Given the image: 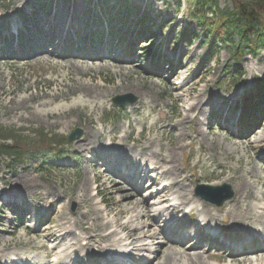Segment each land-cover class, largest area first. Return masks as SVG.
I'll return each mask as SVG.
<instances>
[{"label":"rangeland","instance_id":"obj_1","mask_svg":"<svg viewBox=\"0 0 264 264\" xmlns=\"http://www.w3.org/2000/svg\"><path fill=\"white\" fill-rule=\"evenodd\" d=\"M117 1L111 0V3ZM143 1L129 0V2L138 6H141ZM191 1L148 0L147 10L150 12L151 19L155 20L150 33V37H153V39L149 40L147 38L143 42L139 39L138 44L135 46L134 43L130 44L129 35L134 28L132 21L139 18L133 12L127 22L122 25L123 27L119 29V34L124 35V37L119 40L114 35L106 39L115 44L114 51L109 53L106 59V65L103 64L105 61L100 59L61 58L57 55H49L52 52H46L45 54L48 55L40 56L43 54H36V49H40V47H34L27 52V57H8L5 53L0 52V126L15 131L16 135L19 136V140H22L21 142L34 147L42 143L43 139L41 137L43 134H40L43 130L52 133L53 139L61 140L67 138L69 134L80 127L79 129H83H81L82 138L92 126L88 122L87 109L72 104V91L70 90L72 86L70 87L69 84L72 78H76L80 82L113 86L109 89L112 92L108 93L105 107L99 114L94 115V124L97 129L104 126L108 130L124 131L128 125V116L124 115L123 108L118 109L117 106L115 107L111 98L121 93L119 87L121 82H128L130 86L124 93H132L136 96L137 102L134 107L137 108L140 118L147 126L153 124V130H150L149 135L145 133L146 137L159 139L164 143L169 142L170 151L175 146L179 147L177 141L180 130L187 134L181 142L182 151L179 148H177V151L174 148L173 150L177 153L175 159H177L178 165H182L181 168L184 166L190 168V170L183 169L186 175L185 181L189 188L194 185L191 174H193L194 180L207 181L206 183L209 184H216L217 182L230 183L236 189L241 184L251 187L246 191L247 202L252 201L258 204L260 199L254 200L250 196V192L254 190L264 192V121L262 126H259L243 139L236 137L232 131L236 129V115L239 112L234 106L241 98L234 91L235 84L242 77L239 71H255L264 80V48L256 55L247 52L241 61L236 59L233 44L219 45L218 50H214V55H211L210 51L214 48L207 42L206 30L197 18L190 15L189 6ZM42 2L47 8L54 2L49 21L53 17L55 22L56 18L60 24L59 31L64 24L70 21L71 17L73 20L76 19L74 27H79L80 21H77V18L86 15L90 8L87 7L86 0H75V13L71 16L68 0H42ZM218 2L222 10L233 9L232 0H218ZM39 3H41V0H0V12L8 13L9 10L15 8L24 16L32 9H36ZM117 3L114 6L115 14L119 9ZM38 18L41 20L45 18L44 10L41 11ZM19 19H21L20 16ZM114 23L118 28L120 25L118 15L115 17ZM50 24L43 22V20L39 23L38 28L44 30L41 34L47 35L54 32L50 30ZM35 25L34 23L31 25L32 29ZM183 33H186V37L182 39ZM36 34L39 35V30ZM146 34H149V31ZM235 41V44L238 45V39H235ZM61 43L62 40H59L55 49H58ZM132 46L135 47L136 57L139 55L138 51L141 50L142 54L139 57L141 58L144 55V59L135 58L136 61L133 60L131 63L118 62L119 58H129L125 52H129L127 49H132ZM47 47L48 45L45 48ZM154 50L161 51L169 59L180 56L182 69L174 72L169 68L157 76L148 73L149 58ZM83 64L91 65L92 70L86 73H78L77 70ZM116 64L123 66L122 72L125 75L117 73L118 66ZM100 65L106 68L98 71ZM78 66L79 68H77ZM182 82L185 84L183 88L180 87ZM132 83L136 85V89L143 93L142 97H138L132 90ZM177 95H180V98H177ZM198 97L207 102L204 115L192 111L190 114L196 112L200 118L196 117L179 123L180 118L188 112L190 105ZM227 98L229 99L228 103H225ZM11 100L18 101L15 105H12ZM197 103H199V100ZM216 103H218L217 107H215ZM19 104L20 106H18ZM13 106L17 109H14ZM213 106L215 108L211 110ZM51 108H55L58 112L45 117L36 115L38 112L43 113V110L50 111ZM219 110L222 112H218ZM128 114L131 116L129 112ZM230 114L233 116L226 120L225 118ZM260 114H264V108ZM99 116H102V120L104 118L102 124L97 120ZM155 121H158L159 124H154ZM62 123L65 127L63 131H61ZM134 126L136 129L132 130L140 129L135 123ZM241 133H244V131ZM81 138L71 143H59L60 146L59 144L57 146L59 149L54 148L56 152L41 153L34 151L22 160H11L7 156H1L0 198L2 197V191L7 193L6 190L11 186L27 183L28 186L25 188L28 193H34L37 197L42 194L45 198L46 196L49 197L47 193L49 191L53 195V199L56 200L55 205L51 206L55 211L51 228L60 221L62 208L65 204L68 212L73 215L78 214L81 208L78 192L84 191L81 185L84 184L86 175L97 178L94 172L99 171L96 167H89L90 164L85 165L83 169L82 161L80 163L76 162L78 158L76 155H79L84 161L83 155H85V152L83 151L85 149L74 147L75 142H78ZM133 138H137L135 132ZM101 139L106 141L107 138L103 135L100 137ZM121 145L125 147L123 142H121ZM186 163L188 166H186ZM67 165L73 166L68 168ZM77 167H79L80 172H75ZM91 169L92 172H90ZM107 177L105 179L99 177L100 181L97 179L100 182V198L104 203L109 204L110 215L117 214L120 208H122V212H125V206L129 208L133 204L132 201L128 202L122 199V197L125 198V196H122V192L127 187L117 184L112 174H108ZM253 186H256L257 189H252ZM3 202L0 201V260H2L0 264L7 263L4 261L5 257L2 253V250L5 251L3 245L12 249L20 242L33 239L31 236H26L21 228L17 231L12 230L15 224L9 225L5 219L6 216H10V211L3 205L1 206ZM133 202L136 203L137 200H133ZM102 205L100 204V206ZM46 213H43L40 218L37 216L35 222L45 220L48 217ZM2 215L3 220L1 219ZM31 222L32 219L30 218L29 222L22 225V228L28 227ZM66 248L68 247L62 249ZM251 259H254V257H251ZM251 259L238 260L237 262L208 261V263L253 264ZM178 262L180 264L179 260ZM256 263L254 262V264Z\"/></svg>","mask_w":264,"mask_h":264},{"label":"bare ground","instance_id":"obj_2","mask_svg":"<svg viewBox=\"0 0 264 264\" xmlns=\"http://www.w3.org/2000/svg\"><path fill=\"white\" fill-rule=\"evenodd\" d=\"M103 64H107L106 62ZM118 66V74H124L122 72L123 66ZM79 68V66L77 67ZM93 67L91 65H81V68L78 69V73L80 72H88L89 70H92ZM103 65H100L98 68V71L103 70ZM125 75V74H124ZM74 79V80H73ZM121 82V81H120ZM70 87L72 86V89H70L71 95H72V104L75 106H82L83 108L87 109L89 114V124L92 126L88 129L85 136L75 143L74 147L76 149H85L83 152L90 153L91 151L100 150L103 146V143L106 141L100 140V137L105 135V129H98L96 128L94 124V115L99 114L102 109L105 107L107 103V97L108 93L110 94L111 91L109 88L104 87L103 84H90L86 83L85 81L80 82L76 78H72L71 83L69 84ZM185 87V84L182 82L180 87ZM127 88H122V92L126 91ZM132 90L138 95V97H142L143 93L140 92L138 89H136V85H132ZM110 91V92H109ZM59 96V95H58ZM57 96V98H59ZM75 96V97H74ZM177 98H180V95H177ZM20 100V99H19ZM199 100V103L197 101ZM18 100H11L10 103L12 105H15ZM21 101V100H20ZM22 103V101L20 102ZM20 106V104L18 105ZM42 106V105H40ZM207 106V102L199 98L196 99L189 107V110L186 114L183 115V117L180 118L179 123L184 122L188 119H195L196 117H199V115L196 114V112L190 114L192 111H197L198 114L204 115L205 109ZM216 106H218V103H216ZM14 107V106H13ZM14 109H17L14 107ZM135 111V110H134ZM58 112L55 108H51L50 111L43 110V113L38 112L36 115H41L43 117L49 116L51 114H55ZM22 116V114H21ZM35 117V116H33ZM32 117V118H33ZM100 117V116H99ZM71 122V121H70ZM178 123V125H180ZM65 129L64 123L61 124V131ZM111 135L114 137H117L118 143L123 142L124 145L127 146L126 139L128 138L130 132L128 131H116L115 129L110 130ZM178 137V145L179 147H173L174 149L179 148L181 151L183 149V146H181V142L186 138L187 134L184 132H181ZM111 142H113L112 137H110ZM138 144H141V141L138 142ZM144 145L148 148H154L153 143L148 140ZM107 146H110V149L114 146V144H107ZM181 146V147H180ZM104 147V146H103ZM173 148L170 149L169 153L171 154L172 158H170L169 154H163L162 151L158 152L161 159L166 163L171 165V168H168L164 171L165 174H168V172L171 169H177L175 168V165L178 167V161L175 159V156H177L176 151L173 150ZM109 149V150H110ZM152 164L154 165V162L152 161ZM156 164H158L156 162ZM156 164L154 165V169H156ZM137 165V169H138ZM179 169V167H178ZM174 184V188L176 193H180L182 195H188L187 185L179 184L176 179L172 180V183ZM129 186H131L130 183H128ZM24 188L28 185L25 183L23 184ZM89 180L87 179V176L84 179V184L81 185V188L84 190L80 193L78 192V200L83 203V211L79 213L78 216L75 218H72L69 216L67 212L66 204L62 208V218L61 221L56 225L54 230L49 231L48 235L51 238L50 243H52L53 247H58V245L63 244V242H67L68 239L72 240L73 246H76L79 242V239L88 240L89 245L88 246H98L100 248H108L111 247L113 249L119 250L121 246H127L129 243L128 241L131 239V237L134 234V238L131 242V245L133 246V250L137 251V246H142L143 248H148L150 245H152L153 236L158 235L159 232L154 231L153 233H148L147 226L149 225L146 220H148V212L149 209L144 207H140L139 205L142 204V200L138 199L137 195L138 193L132 192V188L128 186L127 190H124L122 193V196H125V199H136L137 203L132 204L131 207L127 208L125 206L126 211L122 212V208L117 212V214L112 215V217L109 216L111 213L109 211V208L107 205H102V207L99 205L102 203V201H96L95 197L92 196V194L89 192ZM251 188L247 186H243L240 184L238 188H235V196L234 198L227 202L226 205L227 209L224 210L225 214L228 216H231L233 219L242 222L251 224L253 227H255L258 222L263 220V226H264V192H260L259 190H254L250 192V196L256 200L257 198L260 199V202L254 203L252 201L247 202L246 199V191ZM166 189V188H165ZM164 189V190H165ZM252 189H257L256 186H253ZM49 194V197L51 198L49 201L52 202V205L54 206L56 203V200L53 199V195L50 194L49 191H47ZM179 198V197H178ZM180 199V198H179ZM59 200V199H57ZM247 202V203H245ZM252 202V203H251ZM128 203V202H127ZM133 203V202H132ZM139 203V204H138ZM160 203V202H159ZM155 204V202H154ZM196 204V203H195ZM245 204V206H243ZM126 205V204H125ZM177 208V207H174ZM167 208L160 207L158 210L155 211L156 217H163L167 216ZM220 211H217L216 214H209L206 213L203 215L204 218L208 221L210 219L211 221H214L215 219H218V216H220ZM226 218V215L224 216ZM73 220V221H72ZM233 220V222L238 223L237 221ZM94 222V223H91ZM240 224V223H238ZM157 228V227H156ZM93 229L96 233L92 237H84V233L88 230ZM249 229V227L247 228ZM109 230L107 233H103V231ZM261 231V230H260ZM139 234V235H137ZM136 235V236H135ZM43 246V245H42ZM72 247V246H71ZM79 248L77 251H81L82 247L78 246ZM55 260L63 264L64 258H69L71 260H74L75 257L69 252V248L61 249L59 252L54 253L52 255ZM198 256V255H195ZM251 256L248 257H242L240 258L241 261L250 260ZM239 259H236L237 262ZM169 264H178L177 258L175 253H172L168 256ZM159 264V263H155ZM192 264V263H191ZM201 264H213L208 263L203 258L201 261ZM257 264H264V256L258 255L257 257Z\"/></svg>","mask_w":264,"mask_h":264},{"label":"trees","instance_id":"obj_3","mask_svg":"<svg viewBox=\"0 0 264 264\" xmlns=\"http://www.w3.org/2000/svg\"><path fill=\"white\" fill-rule=\"evenodd\" d=\"M233 11H215L214 0H195L194 14L207 25L208 33L223 42L232 41L236 36L245 39L247 48L256 52L264 44V0H233ZM212 11L213 15L209 13ZM251 106V103H249ZM248 106V102H247ZM0 127V134H1ZM11 147L0 143V152H7Z\"/></svg>","mask_w":264,"mask_h":264}]
</instances>
